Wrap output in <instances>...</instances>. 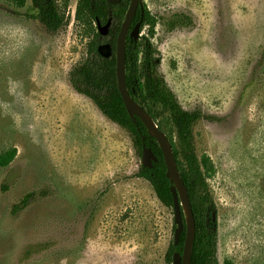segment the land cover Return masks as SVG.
Here are the masks:
<instances>
[{"label": "rangeland", "instance_id": "rangeland-1", "mask_svg": "<svg viewBox=\"0 0 264 264\" xmlns=\"http://www.w3.org/2000/svg\"><path fill=\"white\" fill-rule=\"evenodd\" d=\"M22 1L0 0V155L17 151L0 168V264H168L173 209L137 176L130 134L70 85L91 40L79 0H57L68 23L55 33ZM141 1L167 86L204 116L193 144L212 165L219 264H264V0ZM180 15L191 25L170 29Z\"/></svg>", "mask_w": 264, "mask_h": 264}, {"label": "trees", "instance_id": "trees-1", "mask_svg": "<svg viewBox=\"0 0 264 264\" xmlns=\"http://www.w3.org/2000/svg\"><path fill=\"white\" fill-rule=\"evenodd\" d=\"M18 7H23L22 0H8ZM7 2V0H5ZM130 0L112 6L106 0H79L75 11L76 22L84 29V34L91 38L87 45V57L83 63L75 67L69 74L73 90L89 99L100 113L110 122L126 130L141 156L143 147L151 149L157 159L151 169L140 166L137 176L146 180L152 187L157 199L162 205L173 209V199L170 192V179L166 177V167L161 149L157 141L148 134L141 121L135 117V123L129 117L118 91L116 78V40L125 18ZM31 18L40 23L48 32L55 33L66 27L68 20L64 10L57 0H31ZM116 10H119L116 12ZM109 19L112 25L108 35L101 36L97 30V22L104 26ZM141 22L140 31L145 26H151L149 37L134 41L129 36L126 41L125 83L130 97L140 104L163 132V118L168 115L170 123L175 128L176 142L171 141L173 157L180 176L187 189L192 211L196 221V234L191 252V264H219L217 258V222L211 221V213L215 205L209 192L207 176L212 170L208 157L199 160L194 151L193 126L204 118L199 111L184 110L174 93L160 73L161 59L150 39L156 20L143 7V13L137 10L131 29ZM169 28H183L191 25L190 18L175 16L169 21ZM109 43L112 46V56L103 58L98 54V46ZM17 155L12 148L0 155V168L8 167ZM35 195H26L15 211L26 208ZM175 225L173 226V232ZM185 231L181 234L178 246L170 244L166 261L172 264L174 253L182 254Z\"/></svg>", "mask_w": 264, "mask_h": 264}, {"label": "water", "instance_id": "water-1", "mask_svg": "<svg viewBox=\"0 0 264 264\" xmlns=\"http://www.w3.org/2000/svg\"><path fill=\"white\" fill-rule=\"evenodd\" d=\"M109 5L116 6L121 0H106ZM140 8L143 10V5L141 0H130L125 18L121 24L120 31L116 40V78L119 94L122 98L124 106L127 110L129 117L135 123V117L138 118L141 123L146 128L148 134L152 136L158 143L165 167H166V177L170 179L171 187L170 192L173 199V216L175 230L173 234V245L178 246L181 234L185 231V239L183 244L182 254L174 253L172 256V264H191V252L193 241L196 234V221L192 211V206L188 196L187 189L184 182L180 176L177 164L173 157L171 151V145L165 134L158 128L153 119L146 113L143 107L136 103L129 95L126 83H125V58H126V41L129 37L138 41L140 35L141 21L137 23L134 28L130 31V27L133 18ZM112 24V19H109L106 25L101 26L97 22V29L101 36H107L109 29ZM98 54L103 58H109L112 56V46L109 43L101 44L98 46ZM157 159L153 155L151 149L143 147L141 154V166L144 168L151 169L153 163H156ZM211 221L214 223L217 221L216 213H211Z\"/></svg>", "mask_w": 264, "mask_h": 264}, {"label": "flooded vegetation", "instance_id": "flooded-vegetation-1", "mask_svg": "<svg viewBox=\"0 0 264 264\" xmlns=\"http://www.w3.org/2000/svg\"><path fill=\"white\" fill-rule=\"evenodd\" d=\"M138 10L141 11V14L143 13V10H141L140 8H138ZM139 22H140V21H139ZM139 22H138V23H139ZM141 22H142V21H141ZM130 28H131V27H130ZM133 28H134V27H133ZM131 30H132V29H131ZM131 30H130V31H131ZM128 36H129V35H128Z\"/></svg>", "mask_w": 264, "mask_h": 264}, {"label": "bare ground", "instance_id": "bare-ground-1", "mask_svg": "<svg viewBox=\"0 0 264 264\" xmlns=\"http://www.w3.org/2000/svg\"><path fill=\"white\" fill-rule=\"evenodd\" d=\"M64 106H66V105H64Z\"/></svg>", "mask_w": 264, "mask_h": 264}]
</instances>
